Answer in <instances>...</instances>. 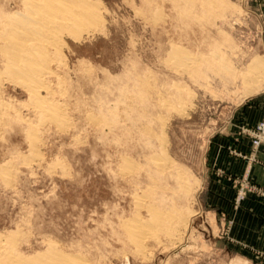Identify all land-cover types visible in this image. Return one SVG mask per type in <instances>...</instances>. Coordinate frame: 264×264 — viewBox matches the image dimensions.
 <instances>
[{
  "label": "rangeland",
  "instance_id": "obj_1",
  "mask_svg": "<svg viewBox=\"0 0 264 264\" xmlns=\"http://www.w3.org/2000/svg\"><path fill=\"white\" fill-rule=\"evenodd\" d=\"M222 3L215 13L187 0H103V27L67 37L63 58L51 62L59 121L40 122L26 90L5 78L0 167L11 181L0 173V233L17 234L21 253L46 252L55 241L87 264H235L228 220L205 197L200 176L210 134L264 88V71L249 74L263 53L264 0ZM29 122L37 124V153ZM162 127L174 164L161 167L151 156ZM245 182V174L234 179L236 204L250 193L237 201ZM150 203L181 211L186 222L176 231L157 227L140 251L125 224L149 219ZM255 255L264 259V251Z\"/></svg>",
  "mask_w": 264,
  "mask_h": 264
},
{
  "label": "bare ground",
  "instance_id": "obj_2",
  "mask_svg": "<svg viewBox=\"0 0 264 264\" xmlns=\"http://www.w3.org/2000/svg\"><path fill=\"white\" fill-rule=\"evenodd\" d=\"M218 1H221V4H225L226 2L222 3V0H187L190 5L199 3L206 11L210 12H215V10L217 12L219 7L213 11L212 7L217 5ZM102 5L103 0H7L5 4H0V61L2 64L0 67V111L3 112V109H7L10 105L2 98L4 88L3 82L8 79L26 90L29 96L28 101L30 104H33L39 119H52L55 120V122L60 120L62 108H60V105L49 96L51 93H54L51 89V81L49 82V80L57 75L55 68L51 66V62L59 63L63 58V47L68 45L66 40L67 37L73 40H80L84 35L103 27L104 5ZM187 7L188 5L186 8ZM224 7L226 6L224 5ZM203 12L205 11L203 10ZM173 48L175 47L173 46ZM181 58L183 59L182 62H185V58ZM245 68L248 69V65ZM249 71V74L251 73L255 79L258 78L264 71V56L257 55L252 62L250 60ZM262 75L260 77H263ZM44 91L47 95L43 94ZM167 101L169 100L167 99L165 102L164 99L162 105L166 106L168 103ZM174 107L175 106L172 108ZM176 108H179V106ZM41 119L40 122L42 121ZM163 119L161 123L165 125L166 119L165 117H163ZM2 124L3 123H1V126ZM35 124L31 122L27 124L29 127V129L27 128L29 130V134L27 133L29 136L27 137H30V145L33 151L37 153V150H35L37 146L36 131L34 132L37 124ZM165 127H162L161 132L156 134L158 142H156L157 146L155 145V147H157L158 150L156 149V151L158 153L151 156L159 166L162 164L169 165V163L174 164L173 160L170 161L171 156H169L168 153V136L167 138L165 136L167 134H165L164 131ZM150 129V127L146 129L148 135H155L153 131L151 133ZM177 172L175 171V173ZM0 173L7 181H11L10 171L6 165L0 167ZM180 174H178V177L183 178L184 176ZM183 183L180 188L186 189L187 187H185ZM137 204L143 206L140 200L137 201ZM147 209L150 213L149 219L141 217L142 215L140 214L141 216L130 219V221H126L127 223L125 224L129 240L137 247V250L140 251L143 249L145 237L154 234L153 232L155 229H158L157 227L168 226L170 228V226H172L171 228L173 229L177 221L179 222L178 225L181 226L185 225L184 222H186L184 215L180 213L181 211L179 213H177V210L163 211L160 210L161 208L159 209L151 203L147 206ZM176 230L177 229L174 231ZM17 237V234L10 232L4 234L0 233V264H87L81 260L82 258L80 259L60 250L55 241H50L49 245L47 244L48 248L46 252H37L28 255L23 254L17 248Z\"/></svg>",
  "mask_w": 264,
  "mask_h": 264
},
{
  "label": "crops",
  "instance_id": "obj_3",
  "mask_svg": "<svg viewBox=\"0 0 264 264\" xmlns=\"http://www.w3.org/2000/svg\"><path fill=\"white\" fill-rule=\"evenodd\" d=\"M262 38L264 55V30ZM263 114L264 88L243 98L205 142L200 179L205 197L212 198L216 212L228 220L225 241L235 264H264V259L255 255L264 251V197L250 192L236 204L233 183L245 174L249 184L264 190V143L254 148L252 137L243 131L256 125Z\"/></svg>",
  "mask_w": 264,
  "mask_h": 264
},
{
  "label": "built area",
  "instance_id": "obj_4",
  "mask_svg": "<svg viewBox=\"0 0 264 264\" xmlns=\"http://www.w3.org/2000/svg\"><path fill=\"white\" fill-rule=\"evenodd\" d=\"M243 131L252 136V145L254 148H256L260 143H264V116L263 119L255 125V127L245 128L243 129ZM252 191H257L264 196L263 189L245 182L243 185H241V189L238 192L237 201L241 200L246 192Z\"/></svg>",
  "mask_w": 264,
  "mask_h": 264
}]
</instances>
